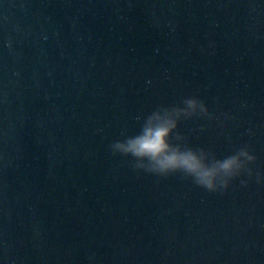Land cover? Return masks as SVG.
Returning <instances> with one entry per match:
<instances>
[{
	"label": "water",
	"instance_id": "1",
	"mask_svg": "<svg viewBox=\"0 0 264 264\" xmlns=\"http://www.w3.org/2000/svg\"><path fill=\"white\" fill-rule=\"evenodd\" d=\"M191 96L215 119L187 144L248 146L251 178L211 193L112 155ZM263 214L264 0H0V264H215Z\"/></svg>",
	"mask_w": 264,
	"mask_h": 264
},
{
	"label": "clouds",
	"instance_id": "2",
	"mask_svg": "<svg viewBox=\"0 0 264 264\" xmlns=\"http://www.w3.org/2000/svg\"><path fill=\"white\" fill-rule=\"evenodd\" d=\"M6 46L11 48L10 40ZM194 117L215 119L206 103L196 96L185 97L179 104L158 105L147 115L136 117L142 121L139 131L131 135L122 132L124 138L109 145L111 153L130 157L131 167L136 172L163 178L179 174L211 193L227 191L232 182L245 173L251 178L254 175L251 165L257 157L248 146L221 159L211 151L187 144L178 129L182 121ZM8 163L6 161V165ZM256 175L259 183V174ZM241 183L247 186L248 181Z\"/></svg>",
	"mask_w": 264,
	"mask_h": 264
}]
</instances>
